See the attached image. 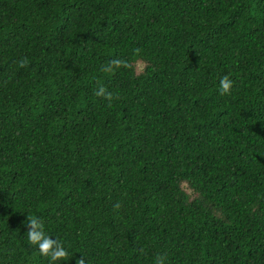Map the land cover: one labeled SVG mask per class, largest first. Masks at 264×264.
Wrapping results in <instances>:
<instances>
[{
  "label": "trees",
  "instance_id": "obj_1",
  "mask_svg": "<svg viewBox=\"0 0 264 264\" xmlns=\"http://www.w3.org/2000/svg\"><path fill=\"white\" fill-rule=\"evenodd\" d=\"M30 216L61 264H264V0H0V264H49Z\"/></svg>",
  "mask_w": 264,
  "mask_h": 264
},
{
  "label": "clouds",
  "instance_id": "obj_2",
  "mask_svg": "<svg viewBox=\"0 0 264 264\" xmlns=\"http://www.w3.org/2000/svg\"><path fill=\"white\" fill-rule=\"evenodd\" d=\"M231 85L232 81L226 75L221 76L218 82V91L227 93ZM101 94L104 96L111 95L105 91L103 86H100L97 92V95ZM27 225V242L34 246L41 255L47 256L49 264H61V261H65V257H69V249L65 243L57 237L53 238L50 236V233L45 231V227L38 217L30 216ZM75 264H88V258L87 261L84 258H77ZM154 264H164L162 256H156Z\"/></svg>",
  "mask_w": 264,
  "mask_h": 264
},
{
  "label": "rangeland",
  "instance_id": "obj_3",
  "mask_svg": "<svg viewBox=\"0 0 264 264\" xmlns=\"http://www.w3.org/2000/svg\"><path fill=\"white\" fill-rule=\"evenodd\" d=\"M141 66H142V63L137 62V63H136V71H139L138 69H139ZM184 187L186 188L185 185H184ZM186 190H187V188H186Z\"/></svg>",
  "mask_w": 264,
  "mask_h": 264
}]
</instances>
